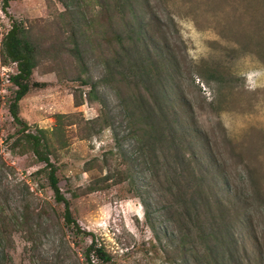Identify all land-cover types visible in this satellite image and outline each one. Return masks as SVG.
Listing matches in <instances>:
<instances>
[{
	"label": "rangeland",
	"instance_id": "374dc122",
	"mask_svg": "<svg viewBox=\"0 0 264 264\" xmlns=\"http://www.w3.org/2000/svg\"><path fill=\"white\" fill-rule=\"evenodd\" d=\"M17 21L36 46L38 84L19 101L22 123L8 110L16 87L1 79L17 71L1 46ZM116 33L139 54L128 81L149 87V99L162 95V126L175 120L156 152L136 150L105 69ZM58 113L69 116L55 129ZM23 124L47 131L79 232L35 174L44 163L21 151ZM1 163L8 205L39 202L49 215L39 226H0V264H87L92 240L111 255L106 264H264V0H0ZM206 228L228 229L236 243L219 263L175 249L180 235Z\"/></svg>",
	"mask_w": 264,
	"mask_h": 264
},
{
	"label": "trees",
	"instance_id": "16d2710c",
	"mask_svg": "<svg viewBox=\"0 0 264 264\" xmlns=\"http://www.w3.org/2000/svg\"><path fill=\"white\" fill-rule=\"evenodd\" d=\"M7 1L4 0V6L7 4ZM127 9L129 11L132 10L130 6H127ZM111 42L114 46L111 51L104 54V65L106 71L112 76L111 85L115 88L119 100L122 117L127 126V134L132 138L139 154L144 155L146 151L150 153L156 152L164 143L170 141L166 132L170 130L169 123H172L173 130L175 120L169 122L168 126L166 124L165 127L162 126L160 118L161 116L164 118L165 112L164 107L159 101L162 95H159V99L157 97L149 99L146 96L150 90L149 87L143 86L141 81H128L126 75L127 65L131 63V59L135 61L139 60V54L129 48L131 43L130 35L123 36L121 33H116ZM1 46L5 60L15 63L17 70L11 76V82L16 89L9 103L8 110L15 123H22L18 111L19 101L29 92L31 86L38 85L36 82L30 84V78L36 65V46L29 38L28 29L19 21L13 22L5 32L1 39ZM71 52L78 59L81 58L76 44ZM159 87V94H162L163 92L161 90H164V86ZM80 104L81 102L75 99V105L78 106ZM68 116L67 114L61 113L56 114L54 128L57 129L62 118ZM98 121V119H92L87 121V123L95 124ZM28 129L27 124H23L18 129L21 137L25 140V145L22 146L21 151L30 150L40 162L44 163V166L38 169L35 174L44 172L47 184L54 195V201L64 206L62 216L65 224L75 227L76 231L79 232L80 227L72 216L69 201L59 188L56 167L49 158L52 143L47 137V131L39 128L37 129V133H32ZM109 154L112 155L111 152ZM1 164L3 165L0 166V175H10L9 171H5L8 168L5 166L6 164ZM108 179L109 176L104 174L92 180L87 189L89 191L101 189L102 182ZM28 191L29 187L26 186V192L29 193ZM2 195L3 193L0 192V226H13L19 230L24 229L25 226H39L47 221L49 211L43 203L38 202L35 205L30 200H27L22 206L16 208L15 206H9L7 200ZM31 229H28V231ZM195 234L196 236L193 239H191L190 235H180L175 249L184 255L191 254L195 256L196 252L206 257L212 256L216 263H219L230 251L231 245H236V243H233L232 234L228 229L226 230V234H219L217 231L207 228L200 232H193V235ZM0 248L1 253H3V246H0ZM85 257L87 264H106L111 260L109 252L94 240L87 246Z\"/></svg>",
	"mask_w": 264,
	"mask_h": 264
},
{
	"label": "built area",
	"instance_id": "2783aa9c",
	"mask_svg": "<svg viewBox=\"0 0 264 264\" xmlns=\"http://www.w3.org/2000/svg\"><path fill=\"white\" fill-rule=\"evenodd\" d=\"M14 64H15V63H14ZM15 65H16V64H15ZM3 69H4V68H3ZM16 72H17V71H16ZM13 75H14V74H13ZM3 76H5L3 82H7V83H8L9 81H11V76H10L9 74L2 73V74H1V79H3V78H2Z\"/></svg>",
	"mask_w": 264,
	"mask_h": 264
}]
</instances>
